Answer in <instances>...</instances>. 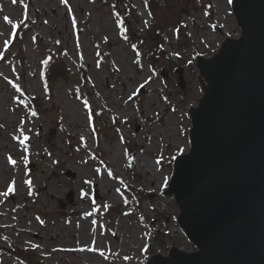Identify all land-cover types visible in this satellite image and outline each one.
<instances>
[{
  "label": "rangeland",
  "instance_id": "1",
  "mask_svg": "<svg viewBox=\"0 0 264 264\" xmlns=\"http://www.w3.org/2000/svg\"><path fill=\"white\" fill-rule=\"evenodd\" d=\"M128 1L0 0V247L26 249L34 264H150L195 249L168 186L204 95L198 60L241 27L232 0H159L153 15ZM157 41L166 55L151 64ZM49 52L65 73L46 95ZM50 227L64 238L39 242ZM0 264L22 263L0 250Z\"/></svg>",
  "mask_w": 264,
  "mask_h": 264
},
{
  "label": "water",
  "instance_id": "2",
  "mask_svg": "<svg viewBox=\"0 0 264 264\" xmlns=\"http://www.w3.org/2000/svg\"><path fill=\"white\" fill-rule=\"evenodd\" d=\"M233 10L242 34L198 60L204 95L169 184L196 250L150 264H264V0Z\"/></svg>",
  "mask_w": 264,
  "mask_h": 264
},
{
  "label": "trees",
  "instance_id": "3",
  "mask_svg": "<svg viewBox=\"0 0 264 264\" xmlns=\"http://www.w3.org/2000/svg\"><path fill=\"white\" fill-rule=\"evenodd\" d=\"M126 1L130 4L128 0ZM143 2L152 15L155 13L157 6L160 4L159 0H143ZM205 7L207 8V10L211 9L210 4H205ZM135 10H136L135 7L131 8V16L134 14L136 15ZM182 26L185 25L182 24ZM177 29L181 35L182 34L181 27L180 28L177 27ZM22 33H25V29L21 25L18 28V32H17V37L20 36V40L24 38V36H21ZM164 58H165V52L162 49L161 41L155 42L154 46H150L149 48L146 49V59L151 61V64L153 62L163 60ZM42 64H43L42 82L47 93L50 94L51 86H52L51 79L52 77H55L57 74L65 73V61L63 59V56L60 55L59 53L49 52L47 53V57L45 60H43ZM111 66L112 65L110 63L109 67ZM86 74H87L86 70L84 68H80V77L82 81L86 80ZM64 76H66V74H64ZM6 251L15 254V256L19 258L24 264H34V261H31V259L27 258V256H32V254H30L29 251L26 249H20L14 247L13 250L9 249Z\"/></svg>",
  "mask_w": 264,
  "mask_h": 264
},
{
  "label": "bare ground",
  "instance_id": "4",
  "mask_svg": "<svg viewBox=\"0 0 264 264\" xmlns=\"http://www.w3.org/2000/svg\"><path fill=\"white\" fill-rule=\"evenodd\" d=\"M220 1V0H219ZM226 2V4L229 3V0H224ZM227 11H229L232 15V12L229 8V6L227 7ZM193 113L194 111L192 112V117H193ZM137 159V162H138V157H136ZM151 168L150 166L147 167V170H146V174L149 175V172H150ZM93 183H95V185L98 187V189H100V186H101V182L98 181L97 178L93 179L92 181ZM67 212H70L72 213L73 215H77L78 214V209H76V204L74 202H72L69 206H68V210ZM54 232V234H53ZM36 234L38 235V238H39V242H48L52 239L56 240H61L63 239L64 237L62 236V229H54V228H48V229H45V230H42V232H40V230H36ZM63 246H57V248H61ZM71 248V247H70ZM73 249H75V247H73Z\"/></svg>",
  "mask_w": 264,
  "mask_h": 264
},
{
  "label": "snow or ice",
  "instance_id": "5",
  "mask_svg": "<svg viewBox=\"0 0 264 264\" xmlns=\"http://www.w3.org/2000/svg\"><path fill=\"white\" fill-rule=\"evenodd\" d=\"M5 19H7V17H5ZM22 143H23V141H22ZM13 163H15V161H13ZM11 190V189H10Z\"/></svg>",
  "mask_w": 264,
  "mask_h": 264
}]
</instances>
